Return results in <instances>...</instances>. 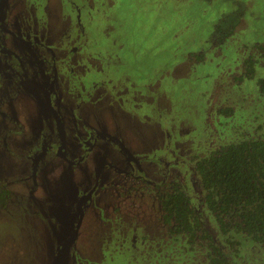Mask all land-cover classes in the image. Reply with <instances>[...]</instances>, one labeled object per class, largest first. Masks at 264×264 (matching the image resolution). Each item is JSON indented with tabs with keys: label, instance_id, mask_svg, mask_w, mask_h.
<instances>
[{
	"label": "rangeland",
	"instance_id": "374dc122",
	"mask_svg": "<svg viewBox=\"0 0 264 264\" xmlns=\"http://www.w3.org/2000/svg\"><path fill=\"white\" fill-rule=\"evenodd\" d=\"M236 3L246 7L239 25L213 43L215 23ZM10 7L16 33L54 44L76 38L77 18L86 25L85 65L73 75L63 67L58 89L68 106L89 98L93 116L104 118L98 123L142 161V171L129 175L108 139L75 165L49 150L34 171L29 146L36 144L38 112L26 102L12 111L0 104V188L9 190L0 204V264H51L78 219L79 195L92 188L103 162L128 172L100 169L59 264H209L201 248L169 234L158 195L169 182L197 190L193 158L240 136L264 139V95L256 83L264 78L257 46L264 45V0H12ZM247 57L255 74L241 79ZM52 137L47 143L58 140ZM81 153L66 151L70 159ZM246 264H264V256L248 255Z\"/></svg>",
	"mask_w": 264,
	"mask_h": 264
},
{
	"label": "trees",
	"instance_id": "16d2710c",
	"mask_svg": "<svg viewBox=\"0 0 264 264\" xmlns=\"http://www.w3.org/2000/svg\"><path fill=\"white\" fill-rule=\"evenodd\" d=\"M236 4L215 23L213 43L225 42L239 25L246 7ZM253 62L251 57L243 60L241 79L254 77ZM256 83L264 95V78ZM191 172L197 182L194 195L176 182L158 195L169 234L185 236L188 245L202 249L209 264H246L248 255L264 256V139L240 136L193 158ZM7 195L8 190L0 191L2 205Z\"/></svg>",
	"mask_w": 264,
	"mask_h": 264
},
{
	"label": "flooded vegetation",
	"instance_id": "af4514ba",
	"mask_svg": "<svg viewBox=\"0 0 264 264\" xmlns=\"http://www.w3.org/2000/svg\"><path fill=\"white\" fill-rule=\"evenodd\" d=\"M11 1L0 0V104L9 107L12 111L15 110L17 104L26 102L38 112L37 122L31 125V129H34V141H36L34 146H29V148L34 149L30 156V160H33L31 167L35 171L36 161L41 159L40 157L49 150L70 165H75L82 156L85 157L94 148L99 140L108 139L112 141V145L119 151L130 169L128 172L112 162L97 164L98 167L94 170L95 181L92 188L86 193L82 192L77 199L76 213L78 219L75 224L71 223L69 235L60 244L53 256L51 264H53L55 257V264H59L67 245L76 238L83 217L84 200L94 191L99 180L100 173L98 172L100 169L109 165L121 173L128 172L129 175L138 177L142 171L141 160L139 161L132 156L130 150L123 145L116 135L110 134L106 128L101 127L102 125L98 123V120L104 118L100 115L93 116L89 98L88 101L75 98L74 102L68 106V101L58 89L57 75L63 67L68 70L69 75H73L74 73L71 71H76V66L78 68L85 65V59L88 58L84 52L86 25L81 22L80 18H77V23L74 21L76 38L66 39L65 43L62 41L54 44L50 40L39 39L30 33L19 34L15 32H18V29H12L13 15L9 14ZM19 15L18 13V18ZM41 24L42 19L39 17L37 25ZM30 35L33 38H30ZM51 35L52 33L47 34L49 37ZM33 46L36 49L33 50ZM47 52L48 56H46ZM98 99L100 100L101 97H95L91 101L96 102ZM0 114L5 118L6 115L1 111V108ZM13 116L16 120L15 115ZM8 118L9 116L6 119ZM44 128L47 133H42ZM49 135L53 136V139L57 137L58 140L47 143L45 136ZM39 137H41L40 140H38ZM68 139L70 142H67ZM70 146L76 151L82 149V155L70 159L66 155ZM34 171L33 175L35 174ZM3 189L8 190L7 188H0V191ZM8 198L7 195L3 205Z\"/></svg>",
	"mask_w": 264,
	"mask_h": 264
},
{
	"label": "water",
	"instance_id": "95a60500",
	"mask_svg": "<svg viewBox=\"0 0 264 264\" xmlns=\"http://www.w3.org/2000/svg\"><path fill=\"white\" fill-rule=\"evenodd\" d=\"M70 238H71V237H70ZM55 261H56V257H55V259H54V262H53V264H55V263H56Z\"/></svg>",
	"mask_w": 264,
	"mask_h": 264
}]
</instances>
